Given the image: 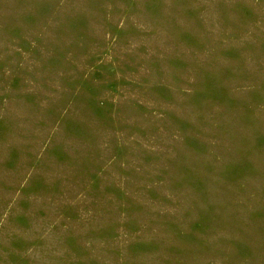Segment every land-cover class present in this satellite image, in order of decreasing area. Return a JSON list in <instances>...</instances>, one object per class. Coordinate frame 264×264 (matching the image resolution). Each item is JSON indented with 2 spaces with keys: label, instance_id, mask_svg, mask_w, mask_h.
Listing matches in <instances>:
<instances>
[{
  "label": "rangeland",
  "instance_id": "1",
  "mask_svg": "<svg viewBox=\"0 0 264 264\" xmlns=\"http://www.w3.org/2000/svg\"><path fill=\"white\" fill-rule=\"evenodd\" d=\"M0 264H264V0H0Z\"/></svg>",
  "mask_w": 264,
  "mask_h": 264
}]
</instances>
